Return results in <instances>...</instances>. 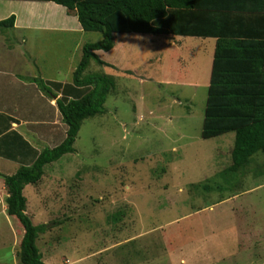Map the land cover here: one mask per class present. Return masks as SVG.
<instances>
[{"label":"rangeland","instance_id":"1","mask_svg":"<svg viewBox=\"0 0 264 264\" xmlns=\"http://www.w3.org/2000/svg\"><path fill=\"white\" fill-rule=\"evenodd\" d=\"M1 7L22 13L16 4L2 3ZM50 10L49 17L40 11L35 28L19 31L20 38L14 43L7 38L9 29H0V36L7 39L0 37L1 72H35L37 78L73 83L84 46L101 41L103 35L81 29L75 12L69 11L71 15L64 18L65 10ZM22 14L26 20L27 13ZM145 38H161L165 47H154ZM170 39L116 34V48L98 54L117 67L92 61L86 71V75L116 77L106 114L85 120L76 152L46 166L42 181L24 190L27 214L35 225H47L38 239L46 262L181 264L185 257L186 264H264V156L254 157L235 175L234 184L223 182L220 173L233 163L235 134L209 140L201 136L208 99V72H196V66L204 64L201 55L193 54L195 72L189 73L195 76L196 88L156 83V75L162 80L179 76L170 69L174 67L170 53H175ZM181 40H193L191 44L183 41L185 51L188 46L199 50L214 43L202 38ZM162 53L168 56V68L165 72L159 65L154 72V57ZM42 110L38 108L36 116H44ZM55 128V135L49 136L45 127H39L40 136L46 138L38 141L40 149L61 143L66 130L62 117ZM3 164L1 177L16 172L15 164L10 169ZM197 184H206L210 190ZM1 187L0 264H21L24 228L8 215V194ZM131 202L138 204V213ZM192 214L211 224L216 220L215 224L211 230L190 225L193 241L178 244V239L173 240L176 248L158 241L162 231L170 237L181 232ZM141 231L149 236L142 240L146 251L137 259L132 254L133 243H122Z\"/></svg>","mask_w":264,"mask_h":264},{"label":"trees","instance_id":"2","mask_svg":"<svg viewBox=\"0 0 264 264\" xmlns=\"http://www.w3.org/2000/svg\"><path fill=\"white\" fill-rule=\"evenodd\" d=\"M29 1L54 2L75 12L84 31L99 32L103 39L84 46L72 84L28 79L48 96L55 94L53 87L61 93L57 108L67 130L59 145L39 152L16 131L4 132L0 141L1 157L22 162L15 174L5 177L7 213L24 228L21 264H47L38 247L47 225H35L27 214L24 190L42 181L46 166L76 152L75 143L85 120L106 114V102L116 79L106 73L86 75V71L92 61L99 66L109 65L96 52L113 50L115 34L216 38L201 136L209 140L235 134L233 163L220 173L224 183L234 184L235 175L243 172L254 157L259 153L264 156V0ZM15 22L16 16L12 15L0 21V29H12ZM218 189L225 187L218 185Z\"/></svg>","mask_w":264,"mask_h":264},{"label":"crops","instance_id":"3","mask_svg":"<svg viewBox=\"0 0 264 264\" xmlns=\"http://www.w3.org/2000/svg\"><path fill=\"white\" fill-rule=\"evenodd\" d=\"M6 2L0 1V21L5 20L4 18L10 14H13L16 16V22H15V27L12 29H9L7 32V38L9 41L12 43L16 42L19 40V31H25V30H32L35 28V20H40L38 17V14L40 11H45V14L47 17L50 15V9L52 11H61L62 9L65 10L66 12L64 13V18L68 17L69 15V10L61 5H58L54 2H42V1H29V0H5ZM2 3H8L10 5H19L21 7V12L22 13H27V19L23 20L21 18V15L19 13L14 14L15 11H17L15 8L11 10H6L5 8L1 7ZM44 7L43 10H40L41 7ZM50 8V9H49ZM48 9V10H47ZM24 11V12H23ZM68 11V12H67ZM73 15V14H72ZM12 16V15H11ZM9 18V17H8ZM30 18V20H29ZM80 25V24H79ZM81 29L82 26L80 25ZM55 28H53L54 30ZM139 35H144V34H139ZM26 34L23 35V40L25 39ZM159 36H169L170 41L172 42V50L175 53H170L172 59H174V67L171 66L170 64V69L172 71L179 72V76L176 79H170V80H162L161 78H158L156 75V83L162 86H185V87H192L196 88L197 84L195 82V76L193 73H191V76H189L190 72H195L194 68V55L193 54H200L201 59L203 60L204 64L203 66H196V72H208V89L211 83V75H212V70H213V64H214V58H215V52H216V47H217V39L216 38H204V37H197V36H181V35H159ZM4 40L6 39V36H0ZM116 37V34H115ZM182 37H190V38H202V39H211L214 40V43L212 44L211 47L208 48V46H204L201 49L197 50L191 46L185 47L182 46L183 41L186 42V40H181ZM152 39H154L152 42ZM7 40V39H6ZM22 40V41H23ZM149 43H152L154 47H165V42L161 38H145L143 41H146ZM186 44H191L190 42L193 40H188ZM24 42V41H23ZM175 49V47H177ZM116 48V41H115V47ZM169 47H167L168 49ZM97 55L99 56V51L96 52ZM168 55H170L168 52H165ZM204 56V57H203ZM100 57V56H99ZM168 56L166 57L164 53H162L160 56L156 55L154 57L155 60V71L158 72L159 68L158 66L160 65L161 69L164 67L165 72L166 69L168 68V63L166 62ZM110 67H117L116 64L113 62H107ZM114 65V66H113ZM134 73V72H132ZM182 74V75H181ZM109 75V74H108ZM141 75V74H140ZM113 76V75H111ZM115 77V76H114ZM141 77V76H139ZM31 78H37L35 75V72H1L0 71V141L2 140L4 136V132H9V131H16L19 134H21L37 151H42L43 149H40L38 146L39 140H46V138H42L40 136L38 130L39 127L43 126L46 128L48 132H50L49 136L55 135V125H56V120H61V114L57 108V99L61 97V93L57 91L56 88L53 87V91L55 94H51L50 97L46 96L45 93L39 89L38 85L28 79ZM41 78V77H40ZM207 78V75H206ZM43 79V78H41ZM116 79V77H115ZM47 83H59L66 85L68 83L66 82H61L57 80H47L43 79ZM195 82V83H194ZM198 82V81H197ZM57 95V96H56ZM43 109L42 112L44 116H36V111L37 109ZM45 109V110H44ZM40 114V111L38 112ZM65 125V124H64ZM66 126V125H65ZM67 130V128H66ZM66 130L64 133V137H62L61 141L62 142L65 139L66 136ZM53 138V137H52ZM37 140V141H36ZM4 160V161H3ZM0 162L6 163L7 168L14 166L16 168V172L18 169L21 167L22 162L21 161H12L9 159H6L4 157L0 156ZM4 165V164H3ZM10 169V168H9ZM1 171V169H0ZM15 172V173H16ZM223 172V171H222ZM14 173V174H15ZM3 175L0 172V189H2L1 186L4 187L5 192L7 193L6 186H5V179L3 178ZM6 175H4L5 177ZM3 191V190H1ZM4 192V193H5ZM1 194V193H0ZM8 194V193H7ZM4 195V194H3ZM8 197V195H7ZM163 199L160 200L159 204ZM165 201V200H164ZM132 205L136 208L137 213L139 212L138 204L136 202H131ZM221 204V203H220ZM173 209V208H172ZM197 212L196 214H198ZM196 214L190 215L186 221L189 219L191 220L190 222L185 223L184 228L181 230V232L177 233L174 232L171 234V237L168 235L169 233H166L165 231H162L160 234L161 235L158 238L159 242H163L169 245H172L173 248H176L175 244L172 242L173 240L178 239V244L180 242L182 243H187L189 244L190 242L193 241L194 239V234L191 233L190 229L188 228L190 225L196 226V227H204L208 228L211 230L215 224V221L213 224L210 223L209 219L206 218H196ZM140 215V214H139ZM202 217V216H200ZM142 218V217H141ZM182 222V220H181ZM207 222V223H205ZM179 223V221L177 222ZM165 227H161L163 229ZM158 230V231H160ZM154 231L152 232L153 235L157 234ZM184 234V238L181 236V234ZM144 232H139L136 237H132L125 242H123V245H126L128 243H133V250L132 254L134 256H137V259L139 258V255L141 253H144L146 251V246L144 245L143 239H145L148 236H144ZM164 245V244H163ZM165 246V245H164ZM166 247V246H165ZM45 261V260H44ZM139 261V260H138ZM157 261V260H156ZM46 262V261H45ZM181 264H186L188 260H186L185 257L181 258ZM47 264H54L52 262H46ZM137 264H141L140 261ZM158 264H163L161 262H158Z\"/></svg>","mask_w":264,"mask_h":264},{"label":"water","instance_id":"4","mask_svg":"<svg viewBox=\"0 0 264 264\" xmlns=\"http://www.w3.org/2000/svg\"><path fill=\"white\" fill-rule=\"evenodd\" d=\"M5 179V177H3Z\"/></svg>","mask_w":264,"mask_h":264}]
</instances>
